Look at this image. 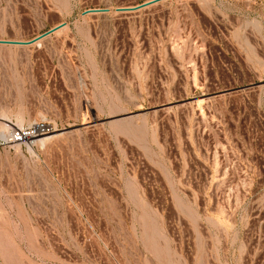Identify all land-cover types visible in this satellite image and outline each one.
Here are the masks:
<instances>
[{
    "label": "rangeland",
    "instance_id": "rangeland-1",
    "mask_svg": "<svg viewBox=\"0 0 264 264\" xmlns=\"http://www.w3.org/2000/svg\"><path fill=\"white\" fill-rule=\"evenodd\" d=\"M151 1L0 0V264H264V0Z\"/></svg>",
    "mask_w": 264,
    "mask_h": 264
},
{
    "label": "built area",
    "instance_id": "built-area-1",
    "mask_svg": "<svg viewBox=\"0 0 264 264\" xmlns=\"http://www.w3.org/2000/svg\"><path fill=\"white\" fill-rule=\"evenodd\" d=\"M50 132H52L51 127H49L48 125L44 123H37L29 127L28 129H23L20 127H13L10 138L16 143L25 142V138L28 135L38 136V135L47 134Z\"/></svg>",
    "mask_w": 264,
    "mask_h": 264
},
{
    "label": "water",
    "instance_id": "water-1",
    "mask_svg": "<svg viewBox=\"0 0 264 264\" xmlns=\"http://www.w3.org/2000/svg\"><path fill=\"white\" fill-rule=\"evenodd\" d=\"M155 1H157V0L151 1V2H149V3H145V4L141 5V6H138V8H139V7L146 6V5H148V4H150V3H153V2H155ZM131 9H134V8H127V10H131ZM95 11H100V10H89V11H87L86 13L95 12ZM63 25H65V24L63 23V24H61V25H59V26H57V27H55V28L49 30L48 32L42 34L41 36H39L38 38H36V39H34V40L30 41V42H20V41L0 40V44H17V45L31 44V43H34V42H36V41L42 39L43 37L47 36L48 34H50V33L54 32V31L58 30V29H59L60 27H62Z\"/></svg>",
    "mask_w": 264,
    "mask_h": 264
},
{
    "label": "bare ground",
    "instance_id": "bare-ground-1",
    "mask_svg": "<svg viewBox=\"0 0 264 264\" xmlns=\"http://www.w3.org/2000/svg\"><path fill=\"white\" fill-rule=\"evenodd\" d=\"M41 135H47V134H41ZM39 136H40V135H38V136H31V135H28V136H26V138H25V142H28L29 144H32V143L35 142L34 139L37 138V137H39ZM2 138H3L4 140L7 139V135H6V134H2ZM47 139H50V138H49V137H40V138H38V139H36V140L38 141L39 144L43 145ZM10 141H11L12 143H16V142H14L12 139H10ZM15 146H16V145H15Z\"/></svg>",
    "mask_w": 264,
    "mask_h": 264
}]
</instances>
